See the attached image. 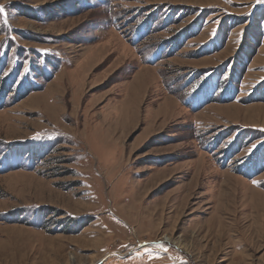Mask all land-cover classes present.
Segmentation results:
<instances>
[{
  "label": "rangeland",
  "instance_id": "obj_1",
  "mask_svg": "<svg viewBox=\"0 0 264 264\" xmlns=\"http://www.w3.org/2000/svg\"><path fill=\"white\" fill-rule=\"evenodd\" d=\"M0 6V264H264V3Z\"/></svg>",
  "mask_w": 264,
  "mask_h": 264
},
{
  "label": "snow or ice",
  "instance_id": "obj_2",
  "mask_svg": "<svg viewBox=\"0 0 264 264\" xmlns=\"http://www.w3.org/2000/svg\"><path fill=\"white\" fill-rule=\"evenodd\" d=\"M258 2L264 3V0H258ZM4 11L3 7L0 6V12Z\"/></svg>",
  "mask_w": 264,
  "mask_h": 264
}]
</instances>
